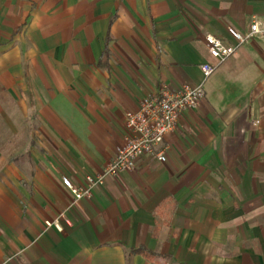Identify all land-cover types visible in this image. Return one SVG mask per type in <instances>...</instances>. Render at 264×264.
Masks as SVG:
<instances>
[{"label":"crops","instance_id":"0c3cea01","mask_svg":"<svg viewBox=\"0 0 264 264\" xmlns=\"http://www.w3.org/2000/svg\"><path fill=\"white\" fill-rule=\"evenodd\" d=\"M254 18L264 0H0V264H264V37L221 64L205 42ZM183 85L205 96L167 160L75 202L62 177L100 173L127 114Z\"/></svg>","mask_w":264,"mask_h":264},{"label":"built area","instance_id":"2783aa9c","mask_svg":"<svg viewBox=\"0 0 264 264\" xmlns=\"http://www.w3.org/2000/svg\"><path fill=\"white\" fill-rule=\"evenodd\" d=\"M228 32L234 38V44H229L214 34L205 36L209 53L218 64L232 57L241 46L255 37H264V23L259 18H254L247 32L234 27H229ZM201 69L208 78L216 71L217 65L205 62ZM204 96L203 85H183L178 89L164 86L160 94L144 97L138 109L127 114L125 144L118 148L114 158L100 173L87 175L83 185H75L68 176L62 177V182L73 194L74 201L92 197L95 189L105 184L107 177L133 171L138 159L144 155H155L158 160L166 161V135L177 128L182 114L196 108ZM55 224L60 227L58 222ZM48 225L52 223L48 222Z\"/></svg>","mask_w":264,"mask_h":264},{"label":"trees","instance_id":"16d2710c","mask_svg":"<svg viewBox=\"0 0 264 264\" xmlns=\"http://www.w3.org/2000/svg\"><path fill=\"white\" fill-rule=\"evenodd\" d=\"M130 252L132 254H142V255H144L145 257H147L150 260H153L157 256L156 253H153V252L149 251L145 247H140V248L132 249Z\"/></svg>","mask_w":264,"mask_h":264},{"label":"rangeland","instance_id":"374dc122","mask_svg":"<svg viewBox=\"0 0 264 264\" xmlns=\"http://www.w3.org/2000/svg\"><path fill=\"white\" fill-rule=\"evenodd\" d=\"M16 138V137H15ZM16 140H17V138H16Z\"/></svg>","mask_w":264,"mask_h":264}]
</instances>
